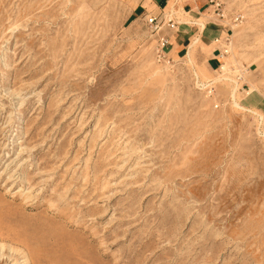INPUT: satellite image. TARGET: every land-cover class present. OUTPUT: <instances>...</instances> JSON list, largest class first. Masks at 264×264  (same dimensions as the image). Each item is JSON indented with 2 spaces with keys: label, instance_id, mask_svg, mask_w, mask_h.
I'll list each match as a JSON object with an SVG mask.
<instances>
[{
  "label": "rangeland",
  "instance_id": "rangeland-1",
  "mask_svg": "<svg viewBox=\"0 0 264 264\" xmlns=\"http://www.w3.org/2000/svg\"><path fill=\"white\" fill-rule=\"evenodd\" d=\"M214 1L215 71L141 0H0V264H264V0Z\"/></svg>",
  "mask_w": 264,
  "mask_h": 264
},
{
  "label": "crops",
  "instance_id": "crops-1",
  "mask_svg": "<svg viewBox=\"0 0 264 264\" xmlns=\"http://www.w3.org/2000/svg\"><path fill=\"white\" fill-rule=\"evenodd\" d=\"M150 0L148 4L141 0L138 8V21L143 17H155L159 20L171 19L174 28L164 24L154 36L157 44L162 39H167L166 55L169 59H181L188 53V48L196 39L199 52L207 57L209 69L215 71L223 63V42L228 34L221 24L207 22L209 4L211 0ZM184 21H180V20ZM197 21H203L200 26Z\"/></svg>",
  "mask_w": 264,
  "mask_h": 264
},
{
  "label": "built area",
  "instance_id": "built-area-1",
  "mask_svg": "<svg viewBox=\"0 0 264 264\" xmlns=\"http://www.w3.org/2000/svg\"><path fill=\"white\" fill-rule=\"evenodd\" d=\"M211 4H214V7H215V13H217V16L219 18H223L225 15L223 13V11L220 10V4L215 2L214 0H211L210 1ZM147 21L150 25V27L153 29V31H157V30H160L161 27L165 24V19L163 20H159L155 17H148L147 18ZM169 23H171V20H169ZM172 28H174V24H169ZM169 44V41L167 39H162L160 41V43L157 45V48H156V56L158 58V61L162 62V61H167V60H170L167 55H166V46ZM224 57H225V53L226 51H224Z\"/></svg>",
  "mask_w": 264,
  "mask_h": 264
},
{
  "label": "bare ground",
  "instance_id": "bare-ground-1",
  "mask_svg": "<svg viewBox=\"0 0 264 264\" xmlns=\"http://www.w3.org/2000/svg\"><path fill=\"white\" fill-rule=\"evenodd\" d=\"M202 25H203V24H202ZM202 25H201V26H202ZM191 45H192V44H191ZM225 58H226V57H223V61H224ZM221 68L224 69L225 67H224V66H223V67L220 66V69H221ZM235 104H236V103H235ZM236 105H237V104H236ZM237 106H238V105H237ZM34 252H35V251H34Z\"/></svg>",
  "mask_w": 264,
  "mask_h": 264
}]
</instances>
